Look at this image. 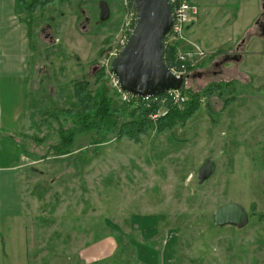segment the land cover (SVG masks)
Returning a JSON list of instances; mask_svg holds the SVG:
<instances>
[{"label": "rangeland", "instance_id": "obj_1", "mask_svg": "<svg viewBox=\"0 0 264 264\" xmlns=\"http://www.w3.org/2000/svg\"><path fill=\"white\" fill-rule=\"evenodd\" d=\"M100 1L56 0L28 13L18 0L30 55L26 60L12 45L5 47L0 66L20 62L29 73L27 81L0 77V123L14 130L0 128V150L7 151L8 139L14 142L7 132L23 136L30 188L45 201L57 191L77 199L85 190L86 242L109 228L129 240L133 252L135 243L142 254V246H154L142 256L157 257L148 264L161 262L158 252L165 264H264V35L257 24L263 0H195L199 12L187 21L185 36L207 55L180 91L187 98L212 90L190 112L183 111L184 101L161 96L156 118L168 112L170 100L181 116L168 119L167 129L148 128L137 142L119 137L121 130L107 128L99 117L88 119L92 127L86 130L74 127L81 118L78 83L88 81L92 94L111 99L112 108L127 102L110 84V67L137 12L133 0H106L110 16L103 20ZM208 158L216 171L200 183ZM52 178L60 182L52 184ZM232 201L247 209L248 225L216 226L217 208ZM42 207L47 210L49 202ZM24 221L8 232L14 248L3 231L13 223L2 220L1 264H14L13 257L50 264L54 243L74 237L58 232L49 216L32 214Z\"/></svg>", "mask_w": 264, "mask_h": 264}, {"label": "crops", "instance_id": "obj_2", "mask_svg": "<svg viewBox=\"0 0 264 264\" xmlns=\"http://www.w3.org/2000/svg\"><path fill=\"white\" fill-rule=\"evenodd\" d=\"M17 6L18 0H0V52L3 53L2 50L5 47L9 49L12 45V49L16 51V54L28 60L30 55L27 48L30 44L27 34L28 29L26 23L21 21L17 14ZM12 35L16 37L13 43L10 41ZM28 73V64L21 66L19 62L17 66L16 63L10 65L2 63L0 66V77L12 76L27 81ZM2 124L1 121L0 128L5 127L7 131H14L11 126ZM8 142L7 151L3 153L0 150V238L2 236L1 223L4 218L8 219L10 223H13L3 231H5V238L10 242L11 247L15 248L17 245H14L8 237V232L13 228L14 224L25 222L24 218L32 214H35V216H38L40 219L49 216L53 218V220H57L55 228L58 232L74 233V237L69 241H57L54 243L56 250L53 253L55 255H52L50 264H148L146 261L151 263L154 257H142L147 253L146 250L148 247H141L144 249V252H146L142 254V252L138 250L141 245L139 246L135 243L134 247H136L137 250L135 251L136 253L133 252L131 250L132 247L128 245L129 240L124 241L120 234L117 235L116 231L113 232V229L102 228L101 230L106 234L99 238L94 237V239L86 242L85 190L78 195L79 197L77 199L73 193H68V195L65 196L66 193H61L59 191L56 192L57 194L55 193L53 198H48L46 201L39 196L37 197L30 188L34 185L28 174L32 167L28 165L26 158L24 159L20 144L16 140L12 143V140L8 139ZM32 171L35 172L36 170L32 169ZM58 180L59 178H52L50 182L56 184ZM42 181H44L43 176L42 179L39 180V183ZM68 181V186L72 185L70 178ZM47 202H49L50 207L45 210L43 209L45 207H42V205ZM75 202L78 203L76 210L74 207ZM14 227H16V225ZM77 232L79 234L76 235ZM122 240L123 245L125 244L124 247L121 245ZM22 244L24 245V242ZM22 247L25 248V245ZM149 248L152 252L156 250L154 246H149ZM128 249L131 251H128ZM13 258L14 264H28L24 262L25 258ZM158 259L162 260L161 262L157 261V264H165L162 254L159 252ZM40 261L41 262L38 261V264L43 263L42 259Z\"/></svg>", "mask_w": 264, "mask_h": 264}, {"label": "water", "instance_id": "obj_3", "mask_svg": "<svg viewBox=\"0 0 264 264\" xmlns=\"http://www.w3.org/2000/svg\"><path fill=\"white\" fill-rule=\"evenodd\" d=\"M137 21L120 54L112 60L110 70L117 76L122 89L128 93L156 96L169 90H179L184 79L178 76L165 61V37L173 26L172 7L168 0H133ZM101 19L110 16L106 0L100 1ZM264 8V2H263ZM264 35V25H262ZM216 171V162L208 158L201 166L200 183L208 180ZM215 225H248L250 214L237 202L220 205L215 212Z\"/></svg>", "mask_w": 264, "mask_h": 264}, {"label": "trees", "instance_id": "obj_4", "mask_svg": "<svg viewBox=\"0 0 264 264\" xmlns=\"http://www.w3.org/2000/svg\"><path fill=\"white\" fill-rule=\"evenodd\" d=\"M56 0H20L21 5L23 6V10L28 13H33L38 8H43L47 6L48 4L54 2ZM135 6V5H134ZM21 20V17H20ZM178 52V45H172V44H166L165 47V61L169 67L173 66V64L176 61V53ZM177 63V62H176ZM199 67L198 65L195 67L190 68L191 72L194 68ZM100 71H98L99 73ZM96 73V74H98ZM188 80V79H187ZM88 81H83L81 83H78V86H76V94L80 101V112H76L79 118V122L83 124H80L77 120H74V127L75 126H81L80 129L86 130L87 128L92 127L91 124L87 121L88 119H94V118H102L101 121L105 122V126L107 128H116L118 127L119 133L121 135L119 137H125L136 140L135 142L139 141V136L141 134H146L148 131V128H154L157 132L161 131L163 129H167L169 126L167 120L171 117H174L175 114L177 115L176 118L180 117L181 111H178L175 106H172L171 103L175 104L171 100L167 103L168 106V112L164 115H160L156 119H154L152 116L157 113V111L160 109L161 104L160 102H151L147 104L145 101H142L139 99L138 101H135V103L131 102H123L119 105V107L112 108L111 107V99L107 98L106 96L98 97L97 95L92 94V92L89 90L88 87ZM217 86V84H216ZM210 89H204L203 91L199 92V94H195V96L190 95V93L187 95V98H185V101L183 104L185 105V109L183 111L190 112L192 109L193 111H196L199 107L200 103V96L203 94L207 95L211 92ZM118 94V93H117ZM167 93L162 94L161 96H165ZM186 96V95H185ZM233 102L235 100V97L231 99ZM228 101V100H227ZM226 101V103H227ZM230 102V103H231ZM137 104V105H136ZM226 105V104H225ZM136 106V107H135ZM225 109V108H224ZM223 109V110H224ZM179 112V113H178ZM75 113V111H73ZM190 114L186 113L184 116L180 118L183 119L184 117H188ZM127 116L129 118H127ZM86 118L83 119V118ZM8 135L15 137L14 140H16L20 146H21V152L24 153L26 149L22 146L24 144L23 140H20L21 135H15L10 132H7ZM72 135V134H71Z\"/></svg>", "mask_w": 264, "mask_h": 264}, {"label": "built area", "instance_id": "obj_5", "mask_svg": "<svg viewBox=\"0 0 264 264\" xmlns=\"http://www.w3.org/2000/svg\"><path fill=\"white\" fill-rule=\"evenodd\" d=\"M170 2V5L172 7V13H173V26L169 33L165 37V47L166 44H172L178 45V52L176 53V61L171 66V70L174 71L178 76L183 77L184 82H186L187 79L190 77V72L192 67L197 66V64L204 60V57L207 55V51L202 47L198 42L188 39L185 36V31L188 27L186 24L189 20L190 16L194 14L193 16L197 15L199 12V6L197 5V2L195 0H168ZM183 41H185L187 44L184 46ZM117 49H115L114 52H116ZM118 50L112 57H116L121 52ZM113 53V52H112ZM111 53V54H112ZM177 62V63H176ZM111 76V85L113 88L117 90V93L120 97L123 98L124 101L135 103V101H138L141 99L145 102H158L161 98V95L156 96H144L140 97L138 95H134L131 93H128L122 89L120 86L119 79L115 74L112 72L110 73ZM172 89L167 91V95H171L173 100L176 103H180L182 101H185V97L181 94L182 91ZM149 104V103H148ZM157 115H153L152 117L155 119Z\"/></svg>", "mask_w": 264, "mask_h": 264}, {"label": "flooded vegetation", "instance_id": "obj_6", "mask_svg": "<svg viewBox=\"0 0 264 264\" xmlns=\"http://www.w3.org/2000/svg\"><path fill=\"white\" fill-rule=\"evenodd\" d=\"M263 2H264V0H263ZM261 14H262L261 17H259V19L257 20V24L260 26V29L262 31V25H264V8H263V12ZM237 48H240V47L237 46Z\"/></svg>", "mask_w": 264, "mask_h": 264}]
</instances>
